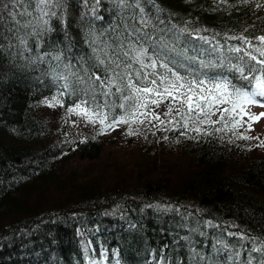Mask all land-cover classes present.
<instances>
[{"label":"trees","instance_id":"trees-1","mask_svg":"<svg viewBox=\"0 0 264 264\" xmlns=\"http://www.w3.org/2000/svg\"><path fill=\"white\" fill-rule=\"evenodd\" d=\"M69 5L77 48L88 51L77 24L81 9L77 0ZM108 8L105 0L101 14ZM146 9L153 38L174 44L177 51L169 55L186 78L189 68L212 71L200 69V60L243 63L237 57L246 52L260 58L255 47L233 37L260 46L255 37L264 35V0H156ZM12 10V0H0V264H91L102 250L117 264H164L161 256L168 264H192V248L208 264L209 256L226 261L227 252H213L214 244L221 247L217 240L240 251L230 264H243L264 239V151L237 127L236 115L218 112L210 117L217 123L200 124L203 115L193 114L196 123L185 127L175 112L165 115L170 100H164L149 105L159 120L142 116L144 123L129 121L110 136L92 131L61 141L72 129L68 109L75 98L57 95L47 63L27 59L63 40L60 24L53 21L50 42L37 50L29 38L33 50L21 54L6 31ZM53 96L61 101L55 106ZM117 134L123 144L114 138L109 146ZM229 232L256 239L239 241ZM251 255L252 264L264 258Z\"/></svg>","mask_w":264,"mask_h":264},{"label":"snow or ice","instance_id":"snow-or-ice-1","mask_svg":"<svg viewBox=\"0 0 264 264\" xmlns=\"http://www.w3.org/2000/svg\"><path fill=\"white\" fill-rule=\"evenodd\" d=\"M104 3L105 0H77L81 9L77 24L83 44L88 49L85 51L84 48H77L78 41L71 31L69 0H12L13 10L9 13L12 26L6 31L18 41L21 54L32 52L29 38L37 50L50 42L46 41V37L57 30L53 27V21L59 22L63 40L52 43L50 51H38L36 56L27 59L32 64L39 62L49 65L45 75L51 76L57 95L75 98L69 112L78 110L89 121L98 119L102 125L111 115V123L107 127H112L118 123L140 120L141 116L159 119L151 112L149 105L160 107L164 100H170L165 115L175 112L184 120L185 127L190 120L196 123L192 119L193 114L197 117L203 115L200 124L217 123L210 119V115L214 114L211 110L217 105H231L230 108L216 109L221 113V118L226 113L236 112L238 108L252 120L264 117V112L252 114L250 110L245 111V106L264 107V35L255 37L260 41V46L253 45L247 36L233 37L255 47L260 58L252 52L244 54L248 61L255 63L245 61L244 55L237 57L243 63L229 60L227 65L200 60V69L212 71L201 72L189 68L190 78H186L176 67L177 59L169 55L177 51L174 44L163 43V37L154 39V29L149 31L152 15L146 5L155 7L156 0H107L112 5V8L105 9L108 15L101 14ZM199 39L207 43L206 37ZM9 47L13 45L10 43ZM229 51L241 53L242 49L232 47ZM188 59L193 62L197 60L196 57ZM179 67L184 68L185 64L179 62ZM52 100L55 103L51 106L61 102L57 96H53ZM118 110H122V114ZM160 122L164 123L162 120ZM140 123L144 121L140 120ZM236 123L239 124V121ZM195 131L199 132L200 128H195ZM261 146H264V141ZM228 235L237 237L239 241L256 239L242 232H229ZM217 244L221 247L214 244L213 252L217 256L227 252L226 261L209 256L208 264L239 261L241 253L233 251L234 246L220 240H217ZM240 248H245V245L240 243ZM252 252L264 254V239L260 240V247L248 250V259L243 264H252L256 259ZM160 259L168 264L165 257L161 256ZM190 259L192 264H204L206 257L192 248ZM258 264H264V258Z\"/></svg>","mask_w":264,"mask_h":264},{"label":"rangeland","instance_id":"rangeland-1","mask_svg":"<svg viewBox=\"0 0 264 264\" xmlns=\"http://www.w3.org/2000/svg\"><path fill=\"white\" fill-rule=\"evenodd\" d=\"M170 103V101H169ZM168 104H166L165 108L168 109ZM224 105H217L212 108V115L210 117H214L215 113H218L216 110L217 108H223ZM55 111H58V109H54ZM250 110L252 114H259L264 112V107H261L259 105H251V106H245V111ZM157 113V112H152ZM221 114V113H220ZM239 114V116L237 115ZM170 114H168L169 116ZM231 115H236V120L241 123V126H237L247 135V138H253L254 142L259 143V147L261 151H264V146H261V142L264 141V117H261L259 120H252L250 119L249 115H245L244 112H241L239 108L236 110V112H232ZM72 129L68 131L67 136L61 141H66L67 143L71 141L74 138H78L81 136H84L87 133H91L92 131H95L97 134L102 136H110L114 133H117L121 131L122 129H127L125 123H118L113 125L112 127H107L109 123H111V120H106L105 124L102 125L99 123V120H95V122L89 121V119L82 114H79V111L72 112ZM140 119H143L141 116ZM159 120V119H157ZM125 126V128H123ZM249 136V137H248ZM115 138L116 142L119 144H123L122 141H124V136L122 134L114 135L113 137L107 139L109 142V146H113L115 142L113 139ZM119 139L121 142H119ZM64 142V143H66ZM107 145V143H106ZM91 264H117L116 258H114L113 261H109L107 254L104 250L101 251L99 257H95L92 260Z\"/></svg>","mask_w":264,"mask_h":264}]
</instances>
